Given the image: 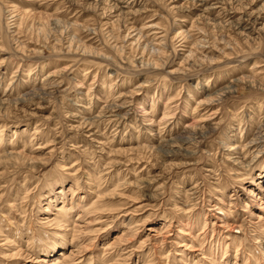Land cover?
<instances>
[{
	"label": "rangeland",
	"instance_id": "1",
	"mask_svg": "<svg viewBox=\"0 0 264 264\" xmlns=\"http://www.w3.org/2000/svg\"><path fill=\"white\" fill-rule=\"evenodd\" d=\"M0 264H264V0H0Z\"/></svg>",
	"mask_w": 264,
	"mask_h": 264
},
{
	"label": "bare ground",
	"instance_id": "2",
	"mask_svg": "<svg viewBox=\"0 0 264 264\" xmlns=\"http://www.w3.org/2000/svg\"><path fill=\"white\" fill-rule=\"evenodd\" d=\"M145 114H148V112H146Z\"/></svg>",
	"mask_w": 264,
	"mask_h": 264
}]
</instances>
